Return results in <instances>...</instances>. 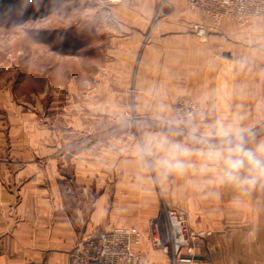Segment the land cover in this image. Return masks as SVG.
<instances>
[{
	"label": "crops",
	"instance_id": "obj_1",
	"mask_svg": "<svg viewBox=\"0 0 264 264\" xmlns=\"http://www.w3.org/2000/svg\"><path fill=\"white\" fill-rule=\"evenodd\" d=\"M98 2L113 70L81 99L95 128L85 119L0 136V264H69L81 239L115 226L144 232L131 264H172L148 236L163 201L211 232L196 264H264V182L239 190L195 157V168L164 176L139 153L149 133L178 132L182 96L206 111L202 130L222 119L264 140V19L216 24L189 0Z\"/></svg>",
	"mask_w": 264,
	"mask_h": 264
},
{
	"label": "rangeland",
	"instance_id": "obj_2",
	"mask_svg": "<svg viewBox=\"0 0 264 264\" xmlns=\"http://www.w3.org/2000/svg\"><path fill=\"white\" fill-rule=\"evenodd\" d=\"M102 10L98 0H57L52 10L0 22V136L85 119L95 128L96 114L83 113L81 99L95 91L99 71L113 70L106 65L112 34L100 27Z\"/></svg>",
	"mask_w": 264,
	"mask_h": 264
},
{
	"label": "built area",
	"instance_id": "obj_3",
	"mask_svg": "<svg viewBox=\"0 0 264 264\" xmlns=\"http://www.w3.org/2000/svg\"><path fill=\"white\" fill-rule=\"evenodd\" d=\"M189 5L199 10L204 19L212 17L216 24L226 17L234 18L241 25L264 19V0H189ZM200 34L206 35V31ZM189 117L197 124L207 119V113L197 100L182 96L175 103L171 122L178 131L186 132L183 124L175 122L187 121ZM210 234L208 230H191L186 216L164 201L148 230L151 245L169 254L172 264H196L197 250ZM143 235L136 226H115L88 235L70 252L69 264H131L140 260L136 247Z\"/></svg>",
	"mask_w": 264,
	"mask_h": 264
},
{
	"label": "clouds",
	"instance_id": "obj_4",
	"mask_svg": "<svg viewBox=\"0 0 264 264\" xmlns=\"http://www.w3.org/2000/svg\"><path fill=\"white\" fill-rule=\"evenodd\" d=\"M175 123L183 124L186 132L149 133L139 148L142 157L155 159L161 175H183L197 166L195 157L202 172L213 170L220 183L239 190H250L264 182V140L257 141L252 129L222 119L203 130L191 117ZM185 135V140L174 138Z\"/></svg>",
	"mask_w": 264,
	"mask_h": 264
},
{
	"label": "trees",
	"instance_id": "obj_5",
	"mask_svg": "<svg viewBox=\"0 0 264 264\" xmlns=\"http://www.w3.org/2000/svg\"><path fill=\"white\" fill-rule=\"evenodd\" d=\"M57 0H0V22L23 20L37 10H52ZM38 12V11H37Z\"/></svg>",
	"mask_w": 264,
	"mask_h": 264
}]
</instances>
